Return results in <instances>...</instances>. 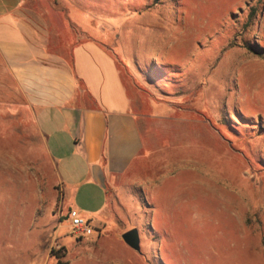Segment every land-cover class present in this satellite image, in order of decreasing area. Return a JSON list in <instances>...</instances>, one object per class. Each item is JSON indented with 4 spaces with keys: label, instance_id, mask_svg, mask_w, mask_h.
Segmentation results:
<instances>
[{
    "label": "rangeland",
    "instance_id": "obj_1",
    "mask_svg": "<svg viewBox=\"0 0 264 264\" xmlns=\"http://www.w3.org/2000/svg\"><path fill=\"white\" fill-rule=\"evenodd\" d=\"M25 2L102 46L166 128L138 188L63 199L34 110L0 73V264H264V0ZM69 204L105 226L76 235Z\"/></svg>",
    "mask_w": 264,
    "mask_h": 264
},
{
    "label": "crops",
    "instance_id": "obj_2",
    "mask_svg": "<svg viewBox=\"0 0 264 264\" xmlns=\"http://www.w3.org/2000/svg\"><path fill=\"white\" fill-rule=\"evenodd\" d=\"M42 7L0 0L4 97L12 100L14 85L34 110L63 199H74L90 185L105 193L114 188L122 196L125 188L139 187L138 160L149 148L155 151L153 136L157 129L164 136L166 119L140 114L138 93L106 50L77 37L69 21Z\"/></svg>",
    "mask_w": 264,
    "mask_h": 264
},
{
    "label": "built area",
    "instance_id": "obj_3",
    "mask_svg": "<svg viewBox=\"0 0 264 264\" xmlns=\"http://www.w3.org/2000/svg\"><path fill=\"white\" fill-rule=\"evenodd\" d=\"M69 221H70V229L73 233L78 236H85L87 234L92 233L93 231H97L95 227H93L89 221L84 220L80 216H78L74 209H70L68 212Z\"/></svg>",
    "mask_w": 264,
    "mask_h": 264
},
{
    "label": "water",
    "instance_id": "obj_4",
    "mask_svg": "<svg viewBox=\"0 0 264 264\" xmlns=\"http://www.w3.org/2000/svg\"><path fill=\"white\" fill-rule=\"evenodd\" d=\"M122 239L127 246L134 251L141 253V238L138 229H132L122 235Z\"/></svg>",
    "mask_w": 264,
    "mask_h": 264
},
{
    "label": "trees",
    "instance_id": "obj_5",
    "mask_svg": "<svg viewBox=\"0 0 264 264\" xmlns=\"http://www.w3.org/2000/svg\"><path fill=\"white\" fill-rule=\"evenodd\" d=\"M67 220L69 221V216H68Z\"/></svg>",
    "mask_w": 264,
    "mask_h": 264
}]
</instances>
